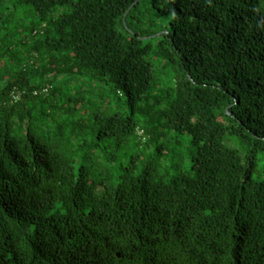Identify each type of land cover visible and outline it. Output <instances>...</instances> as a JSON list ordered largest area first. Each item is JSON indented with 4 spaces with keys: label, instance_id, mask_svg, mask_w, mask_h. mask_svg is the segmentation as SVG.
<instances>
[{
    "label": "trees",
    "instance_id": "obj_1",
    "mask_svg": "<svg viewBox=\"0 0 264 264\" xmlns=\"http://www.w3.org/2000/svg\"><path fill=\"white\" fill-rule=\"evenodd\" d=\"M16 2L0 264H264V0Z\"/></svg>",
    "mask_w": 264,
    "mask_h": 264
},
{
    "label": "rangeland",
    "instance_id": "obj_2",
    "mask_svg": "<svg viewBox=\"0 0 264 264\" xmlns=\"http://www.w3.org/2000/svg\"><path fill=\"white\" fill-rule=\"evenodd\" d=\"M15 1L16 0L0 1V12H3V14L7 15L13 12L14 14L11 16L13 24H16L17 22L28 23L31 20V16L27 12V7L17 2L15 3ZM259 169H264L263 155H261L259 160Z\"/></svg>",
    "mask_w": 264,
    "mask_h": 264
},
{
    "label": "water",
    "instance_id": "obj_3",
    "mask_svg": "<svg viewBox=\"0 0 264 264\" xmlns=\"http://www.w3.org/2000/svg\"><path fill=\"white\" fill-rule=\"evenodd\" d=\"M120 256V254H118Z\"/></svg>",
    "mask_w": 264,
    "mask_h": 264
},
{
    "label": "clouds",
    "instance_id": "obj_4",
    "mask_svg": "<svg viewBox=\"0 0 264 264\" xmlns=\"http://www.w3.org/2000/svg\"><path fill=\"white\" fill-rule=\"evenodd\" d=\"M120 256H121V254H120Z\"/></svg>",
    "mask_w": 264,
    "mask_h": 264
}]
</instances>
